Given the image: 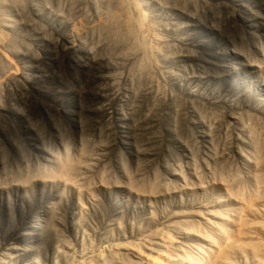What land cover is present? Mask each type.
<instances>
[{
    "label": "rangeland",
    "instance_id": "374dc122",
    "mask_svg": "<svg viewBox=\"0 0 264 264\" xmlns=\"http://www.w3.org/2000/svg\"><path fill=\"white\" fill-rule=\"evenodd\" d=\"M30 1L0 0V264L264 253V0ZM105 13L157 48L151 83L91 40Z\"/></svg>",
    "mask_w": 264,
    "mask_h": 264
},
{
    "label": "bare ground",
    "instance_id": "6f19581e",
    "mask_svg": "<svg viewBox=\"0 0 264 264\" xmlns=\"http://www.w3.org/2000/svg\"><path fill=\"white\" fill-rule=\"evenodd\" d=\"M18 1V0H16ZM21 1H27V0H21ZM29 3H31L30 0H28ZM116 5H117V2H116ZM157 9L159 8V6L161 7V5L157 3H155ZM3 6L0 7V14L2 15L3 14ZM15 8V7H14ZM28 11L30 13L29 16H34V17H37V18H34L35 20H40L41 21V16L43 13H41L42 11L35 5L33 4V2L29 5L28 7ZM107 8V5L104 3L103 0L100 1V3H98V9H96V18L100 17V16H103V12L104 10H106ZM162 8V7H161ZM23 9L22 6L20 7V10ZM5 12V11H4ZM103 13V14H102ZM102 14V15H101ZM18 15V13L16 14ZM23 15V13H22ZM3 16V15H2ZM122 16V14H121ZM12 18V9L9 10L8 12V15H7V20L9 18ZM24 17V16H23ZM22 17L20 16H17V19L18 20H22L21 19ZM57 18V17H55ZM104 19L102 20H98L97 19V24L94 23V25L92 26V34H91V40H93V38H96V45L97 47L99 48V46L101 45V42L100 40L98 39V36L100 37V34L103 33L105 31V29L108 31L109 33V36L111 38L112 41H107V45L105 46V48L108 50L109 48L111 47H116V46H121V50H122V54H121V57L119 58V62H121L123 65L121 66V68L119 67V70L120 69H126L127 70V73L130 74L132 71L134 73V75H136L138 73V76H141V74H144V76H146L147 80L146 79H142V82H146V81H150L151 83V79H152V73L149 72V69H148V64L146 65V60H151L152 56H155L154 54L157 53V48L156 47H152L153 49L151 50H148V46L149 44H147L144 40L143 37L139 38L136 34H135V30L137 31V29L135 28V26L133 25H130L128 28L126 26H124L125 24V20H124V24H123V21L121 20H116L114 18L113 15H106L105 13V16L103 17ZM124 18V17H123ZM25 19L26 21L24 23H29V22H32L34 21L33 18H23ZM2 22H5V19L3 21V18H2ZM121 22V23H120ZM33 24H36V22H32ZM21 25L22 22H21ZM127 25V24H126ZM3 26V25H2ZM124 26V27H123ZM126 28V29H124ZM135 29V30H134ZM177 29V28H176ZM178 30V29H177ZM94 31V33H93ZM134 31V32H133ZM98 34V35H97ZM143 36V35H142ZM48 38H45L44 39V42H48ZM90 40V41H91ZM114 41V42H113ZM85 47V46H84ZM94 54V53H93ZM22 55V54H21ZM75 55V54H74ZM130 55L132 56V59L133 61L130 60ZM24 57V55H22ZM106 56V55H105ZM129 56V58H128ZM107 58L109 57L108 55L106 56ZM114 57V56H113ZM28 58V56H27ZM111 59V58H110ZM112 64V63H111ZM24 65V64H22ZM25 66V65H24ZM114 68H115V65L113 64ZM224 66H227V65H224ZM223 66V67H224ZM22 67V66H21ZM142 68L143 71H139V69ZM148 69V71H147ZM27 70V69H26ZM23 71V69H22ZM122 72V71H121ZM23 74V73H22ZM123 74V73H121ZM131 75V74H130ZM21 78H22V82L26 81V74L24 73L23 75H21ZM121 79V78H120ZM147 93H149L146 89ZM189 92V91H188ZM15 110H17V112L20 110L18 107L15 108ZM125 110H126V107H125ZM121 111L122 108H121ZM120 112V111H119ZM125 113V112H124ZM123 118L126 119V116L125 114H122ZM122 120V119H121ZM123 121V120H122ZM122 124H120V126H118V129L120 131V129L122 128L124 130V127L123 125L121 126ZM126 129V128H125ZM167 132V131H166ZM121 133V131H120ZM123 133V132H122ZM168 133V132H167ZM122 136H118V138H121ZM52 150V149H51ZM48 155V154H47ZM71 167V166H70ZM75 171V170H74ZM59 175V174H58ZM61 185V184H60ZM8 186V185H7ZM63 186V185H62ZM41 214V213H39ZM35 224V220L34 218H32V220L28 223V226H32ZM244 230V229H243ZM242 231V230H241ZM239 232V231H238ZM239 234V233H238ZM246 235V234H245ZM244 236V235H243ZM232 238V236H230ZM244 238V237H243ZM229 239V237H228ZM226 239V240H228ZM230 240V239H229ZM240 240V238H239ZM247 240V239H246ZM245 240V242H246ZM244 241V240H243ZM251 241V239H250ZM253 241V240H252ZM257 241V240H256ZM256 241H253V244H250L248 246H246L243 242V243H240V241L238 242V238L236 240V242H234L232 245H230L229 243V247L227 250H225L220 256H219V259L216 261V264H232L231 260L229 257H232V255H234V253L240 251L241 253H246L244 251V248H249L251 249V252L253 255H262L264 253H262L263 251V248H261L259 246V243L256 242ZM248 243V242H247ZM208 244V242H207ZM227 246V244L225 245V247ZM241 247V248H240ZM243 247V248H242ZM226 249V248H225ZM221 251V250H220ZM249 252V251H247ZM239 253V252H238ZM220 254V253H219ZM214 255V253H213ZM216 255V254H215ZM218 255V254H217ZM236 255V254H235ZM234 255V256H235ZM238 255V254H237ZM236 255V256H237ZM240 256V255H239ZM242 256V255H241ZM250 256V254H249ZM248 257V256H247ZM252 257V255H251ZM214 258V256H213ZM217 258V257H215ZM212 259V258H211ZM234 259V257H233ZM214 261V259H212ZM207 261V260H206ZM205 261V262H206ZM35 262V261H33ZM203 262V263H205ZM208 262V261H207ZM206 262V263H207ZM215 262V261H214ZM212 263V262H211Z\"/></svg>",
    "mask_w": 264,
    "mask_h": 264
},
{
    "label": "water",
    "instance_id": "95a60500",
    "mask_svg": "<svg viewBox=\"0 0 264 264\" xmlns=\"http://www.w3.org/2000/svg\"><path fill=\"white\" fill-rule=\"evenodd\" d=\"M30 219H31V217H30V218H28L27 222H28Z\"/></svg>",
    "mask_w": 264,
    "mask_h": 264
}]
</instances>
